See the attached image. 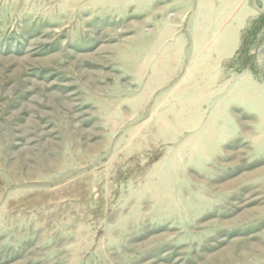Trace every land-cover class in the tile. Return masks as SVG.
<instances>
[{"label": "rangeland", "instance_id": "374dc122", "mask_svg": "<svg viewBox=\"0 0 264 264\" xmlns=\"http://www.w3.org/2000/svg\"><path fill=\"white\" fill-rule=\"evenodd\" d=\"M0 264H264V0H0Z\"/></svg>", "mask_w": 264, "mask_h": 264}, {"label": "bare ground", "instance_id": "6f19581e", "mask_svg": "<svg viewBox=\"0 0 264 264\" xmlns=\"http://www.w3.org/2000/svg\"><path fill=\"white\" fill-rule=\"evenodd\" d=\"M251 79V78H250ZM252 81V80H251Z\"/></svg>", "mask_w": 264, "mask_h": 264}]
</instances>
